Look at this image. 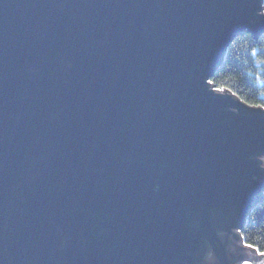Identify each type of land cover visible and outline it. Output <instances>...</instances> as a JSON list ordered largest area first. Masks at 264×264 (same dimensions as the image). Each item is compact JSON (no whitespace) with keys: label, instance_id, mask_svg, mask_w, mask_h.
I'll return each instance as SVG.
<instances>
[{"label":"water","instance_id":"1","mask_svg":"<svg viewBox=\"0 0 264 264\" xmlns=\"http://www.w3.org/2000/svg\"><path fill=\"white\" fill-rule=\"evenodd\" d=\"M264 0H0V264L260 263L264 109L211 82Z\"/></svg>","mask_w":264,"mask_h":264},{"label":"trees","instance_id":"2","mask_svg":"<svg viewBox=\"0 0 264 264\" xmlns=\"http://www.w3.org/2000/svg\"><path fill=\"white\" fill-rule=\"evenodd\" d=\"M211 82L217 90H228L249 105L264 104V35L235 39ZM241 234L247 245L264 252V202L252 211Z\"/></svg>","mask_w":264,"mask_h":264},{"label":"snow or ice","instance_id":"3","mask_svg":"<svg viewBox=\"0 0 264 264\" xmlns=\"http://www.w3.org/2000/svg\"><path fill=\"white\" fill-rule=\"evenodd\" d=\"M253 107H258L261 109H264V104H259V105H251ZM249 247H252V245H248ZM260 255L264 256V252H260ZM245 264H247V261L245 262Z\"/></svg>","mask_w":264,"mask_h":264},{"label":"rangeland","instance_id":"4","mask_svg":"<svg viewBox=\"0 0 264 264\" xmlns=\"http://www.w3.org/2000/svg\"><path fill=\"white\" fill-rule=\"evenodd\" d=\"M255 255H256V256H262V255H260V252H258V250L256 251ZM242 264H245V262L242 263ZM247 264H250V263L247 262ZM253 264H264V257H262V262H260V263H253Z\"/></svg>","mask_w":264,"mask_h":264}]
</instances>
